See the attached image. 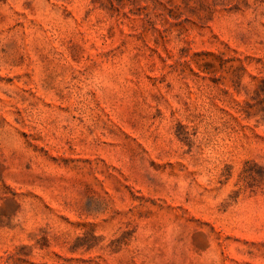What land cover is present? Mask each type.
<instances>
[{"label": "rangeland", "instance_id": "obj_1", "mask_svg": "<svg viewBox=\"0 0 264 264\" xmlns=\"http://www.w3.org/2000/svg\"><path fill=\"white\" fill-rule=\"evenodd\" d=\"M0 264H264V0H0Z\"/></svg>", "mask_w": 264, "mask_h": 264}]
</instances>
